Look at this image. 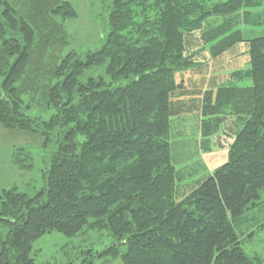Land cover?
<instances>
[{
	"label": "trees",
	"instance_id": "obj_1",
	"mask_svg": "<svg viewBox=\"0 0 264 264\" xmlns=\"http://www.w3.org/2000/svg\"><path fill=\"white\" fill-rule=\"evenodd\" d=\"M263 2L112 0L109 35L83 60L65 52L70 1L0 0V127L39 134L46 151L35 196L1 190L0 264H35L47 233L90 230L114 239L105 261L263 264L242 245L264 227L251 215L264 191ZM98 66L110 82L81 81Z\"/></svg>",
	"mask_w": 264,
	"mask_h": 264
},
{
	"label": "rangeland",
	"instance_id": "obj_2",
	"mask_svg": "<svg viewBox=\"0 0 264 264\" xmlns=\"http://www.w3.org/2000/svg\"><path fill=\"white\" fill-rule=\"evenodd\" d=\"M68 1L76 9L77 16L65 20L69 34V44L65 52L74 50L80 53L81 58L85 60V52L87 50H99L109 35V16L112 10V0ZM259 30L264 32V25ZM262 32L256 33L260 34ZM242 51H245V49H242ZM233 59L237 60L235 57L228 58L226 66H246L245 60L247 58L245 54L240 57L237 64L233 62ZM90 77H104L108 82L111 81L106 74L105 66L86 70L80 79L86 82ZM1 80L2 77H0V83ZM247 83L249 81L242 82V84ZM52 112L42 113L37 109H32L28 111V114L31 116L41 115L44 119H49ZM187 128L191 130L190 122L187 123ZM0 139V194L4 187L18 186L19 191L28 192L30 196H35L45 186L44 170L46 163L44 155L46 151L42 146V137L35 133L8 130L1 127ZM15 152L21 157H25L26 154L30 155L32 166L25 169H16L12 163V154ZM216 154L211 153L210 159L218 161L215 163L217 165L227 159V156L222 155L221 157L220 155L219 157ZM215 158H218V160ZM251 215L254 216L256 224L264 222V191L261 193L260 203L251 210ZM253 230L255 232L252 235L248 234L243 238L242 245L248 255L259 256L264 264V227H254ZM113 241L114 239L109 230H90L84 235L72 238L53 231L34 242L35 264H67L70 261L74 264H80L84 256L89 258L85 261V264H88L89 260L93 264H125L121 255L109 261H105L106 258L103 255H98ZM90 248L93 249L92 255L90 253L83 254V251Z\"/></svg>",
	"mask_w": 264,
	"mask_h": 264
},
{
	"label": "crops",
	"instance_id": "obj_3",
	"mask_svg": "<svg viewBox=\"0 0 264 264\" xmlns=\"http://www.w3.org/2000/svg\"><path fill=\"white\" fill-rule=\"evenodd\" d=\"M0 130H1V127H0ZM0 142H1V139H0ZM8 160H10V159H8Z\"/></svg>",
	"mask_w": 264,
	"mask_h": 264
}]
</instances>
